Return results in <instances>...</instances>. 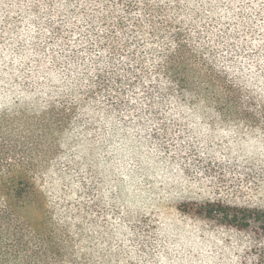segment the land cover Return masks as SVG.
<instances>
[{"label":"trees","instance_id":"obj_1","mask_svg":"<svg viewBox=\"0 0 264 264\" xmlns=\"http://www.w3.org/2000/svg\"><path fill=\"white\" fill-rule=\"evenodd\" d=\"M264 0H0V264H264Z\"/></svg>","mask_w":264,"mask_h":264},{"label":"rangeland","instance_id":"obj_2","mask_svg":"<svg viewBox=\"0 0 264 264\" xmlns=\"http://www.w3.org/2000/svg\"><path fill=\"white\" fill-rule=\"evenodd\" d=\"M260 195L263 197L262 202H264V195H263V193H260ZM262 204H264V203H262Z\"/></svg>","mask_w":264,"mask_h":264}]
</instances>
